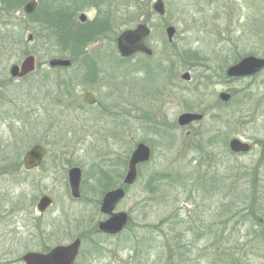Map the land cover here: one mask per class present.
I'll return each instance as SVG.
<instances>
[{"label":"rangeland","instance_id":"374dc122","mask_svg":"<svg viewBox=\"0 0 264 264\" xmlns=\"http://www.w3.org/2000/svg\"><path fill=\"white\" fill-rule=\"evenodd\" d=\"M27 1L0 0V264H24L28 252L75 239L81 247L74 264H264V69L247 78L225 75L243 57L264 59V0H162V17L152 11L156 0H109L114 35L100 44L113 55L98 67L114 77L95 86L103 114L77 107L78 63L48 68L50 59L74 50H60L53 32L41 31L48 12L37 25L27 18ZM95 14L90 9L87 17ZM139 22L151 28L154 56L121 63L110 40ZM12 32L21 44L4 47ZM28 55L34 73L12 78L10 67ZM59 85L71 96L61 97ZM221 93L230 99L223 102ZM183 113L203 118L180 127ZM231 139L250 151L232 153ZM140 143L151 158L114 210L128 223L118 235H103L101 199ZM35 144L46 156L26 171L22 157ZM74 167L81 171L79 199L67 181ZM43 196L52 204L39 213Z\"/></svg>","mask_w":264,"mask_h":264},{"label":"water","instance_id":"95a60500","mask_svg":"<svg viewBox=\"0 0 264 264\" xmlns=\"http://www.w3.org/2000/svg\"><path fill=\"white\" fill-rule=\"evenodd\" d=\"M36 7L35 1L27 2L22 7V12L27 16L30 15ZM152 11L159 17L164 16L165 6L162 0H156L152 5ZM83 20V17H81ZM150 29L139 24L133 30L123 31L116 40V47L122 57H130L131 55L141 52L147 56L152 54L151 50L144 44V40L149 36ZM165 34L169 42L172 41L175 29L170 26L165 29ZM31 40V36H27V41ZM67 60H51L49 67H67ZM35 69V60L31 55L26 56L19 66L10 67L9 74L14 79H21L32 73ZM264 69V59L253 56H246L237 63L229 66L225 75L228 78H247L252 77ZM182 80L188 81L189 75L184 73ZM219 98L223 102L230 99V95L221 93ZM203 118L202 115L196 113H183L177 118V124L180 127L187 126L193 122H199ZM229 150L234 154L247 153L250 145L243 143L238 139H231L228 143ZM45 155V150L40 145L32 146L22 158V166L26 171L40 166ZM150 149L145 144H137L132 151L129 159L128 171L124 179V184L131 186L137 179V166L145 164L150 160ZM70 195L73 199L80 198V182L81 171L78 168H70L67 174ZM125 192L122 188L106 192L100 203L99 212L106 216L104 221L98 222V231L107 235L119 234L128 223V216L123 212H114L116 206L124 199ZM52 204V200L47 197H41L36 205L39 213H44ZM81 241L75 239L68 245H59L50 249L46 253L28 252L21 258L24 264H74L78 256Z\"/></svg>","mask_w":264,"mask_h":264},{"label":"flooded vegetation","instance_id":"af4514ba","mask_svg":"<svg viewBox=\"0 0 264 264\" xmlns=\"http://www.w3.org/2000/svg\"><path fill=\"white\" fill-rule=\"evenodd\" d=\"M30 1H35L36 3V7L34 11L30 15H27V18H29L30 20L32 19L33 24L37 25L38 23H42L39 22L41 14L43 16L46 15V12H48L49 14L47 20L48 22L45 25L42 24L43 29L41 25L39 26L41 31L43 30L45 32H50L53 31V29L56 30L57 28L59 32L63 33L64 36L66 37L69 35H71V37L75 35L82 36L80 38L82 39L81 41L77 42L75 45L72 46L70 45V47L67 46L65 49L63 48V45H54L62 51L69 48H72L74 50V54L73 52L65 51V53H67L65 54V56L68 58H52L49 60V61L67 60L70 63L69 66L49 67L48 65L49 61L47 62V66L49 69L56 70V69L70 68L73 63L75 64L78 63L81 66V71L77 76L78 78L76 82V86L79 87V92H80V98H78L77 107L80 110H86L89 108H95V109L100 108L102 114L106 113L107 111L105 112V109L101 106L100 99L96 94L97 92L95 90V86H98L99 82L102 83L104 80L108 81L110 80L109 79L110 77H114V76H108L110 74H105V73L103 74L101 70H99L100 68L98 67L99 64L108 63L109 57L113 55L111 51L108 52L106 48H104L102 44H100V42L103 41L104 38L106 37L107 33L111 32V34L114 35L112 32L113 30L112 27H114L113 25L115 23V20L114 18L111 20V15H113L112 4L109 2V0H28L27 2ZM90 9H93L96 12L95 16H93L92 18L87 17L88 10ZM81 17H83V20H81ZM139 24H144L150 29V34L144 40V44L151 50L152 54L150 56H147L144 53L137 52L131 55L130 57H122L119 54L116 47L117 37L123 32L122 31L120 34H118V36H116L115 39L112 38L110 40V42H112L115 45L116 53L117 56L119 57L118 60L121 63H126L127 60H130L134 57L135 58L142 57L144 59L149 60L154 56L153 50L148 46V38L151 35V28L146 23L139 22L135 25L134 28L126 29V30H133ZM28 36H31V40L28 42L34 40L33 34H29ZM35 69H36V64H35ZM34 71L32 73H34ZM32 73H30L29 75H31ZM59 86L60 88L58 87V90L61 91L60 92L61 97L68 98L71 96L70 95L71 89L66 90L65 88L63 89V86L61 85ZM62 101L63 100L59 99L57 103L58 102L61 103ZM45 156H46V150H45L44 158L39 167L42 166ZM129 159L130 158H128L127 160L125 159L127 161V164L125 162L127 166L126 171L119 173L117 177L114 180H112V183H110V185L114 188L112 190L122 188L125 191V188L129 187L124 184V179L128 171ZM142 165L144 164L138 165L137 168ZM39 167L31 169L29 171H33L35 169H38ZM102 234L105 235L104 233Z\"/></svg>","mask_w":264,"mask_h":264},{"label":"trees","instance_id":"16d2710c","mask_svg":"<svg viewBox=\"0 0 264 264\" xmlns=\"http://www.w3.org/2000/svg\"><path fill=\"white\" fill-rule=\"evenodd\" d=\"M52 32H53V35H54V39H56V38L58 39V41L56 39V44L63 45V48H66L67 46L70 47V45L71 46L75 45L77 42L82 40V39H80L82 37L81 35H78V36L75 35L73 37H71V35H69V36L66 37V36H64L63 33L59 32L57 30H53ZM5 37H6V40L3 41V43H5L4 47H7V44H11V47L21 44L22 37L19 36V35H15L13 32H12V36L11 37H7V36H5Z\"/></svg>","mask_w":264,"mask_h":264}]
</instances>
